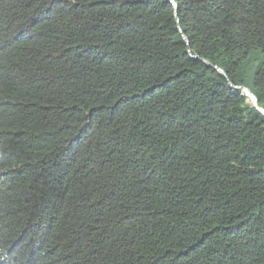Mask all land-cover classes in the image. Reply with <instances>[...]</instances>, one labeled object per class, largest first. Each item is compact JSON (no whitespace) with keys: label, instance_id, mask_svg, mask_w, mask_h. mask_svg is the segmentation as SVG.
I'll list each match as a JSON object with an SVG mask.
<instances>
[{"label":"trees","instance_id":"obj_1","mask_svg":"<svg viewBox=\"0 0 264 264\" xmlns=\"http://www.w3.org/2000/svg\"><path fill=\"white\" fill-rule=\"evenodd\" d=\"M244 88L264 0H0V264H264Z\"/></svg>","mask_w":264,"mask_h":264},{"label":"water","instance_id":"obj_2","mask_svg":"<svg viewBox=\"0 0 264 264\" xmlns=\"http://www.w3.org/2000/svg\"><path fill=\"white\" fill-rule=\"evenodd\" d=\"M185 41H186V39H185ZM219 71L222 72L220 69H219ZM244 91H245L246 94L250 97V99H251L254 103H256V98H255V96H254L253 94H251L250 92H248V90H244ZM258 110H259L262 114H264V110L259 109V108H258Z\"/></svg>","mask_w":264,"mask_h":264},{"label":"clouds","instance_id":"obj_3","mask_svg":"<svg viewBox=\"0 0 264 264\" xmlns=\"http://www.w3.org/2000/svg\"><path fill=\"white\" fill-rule=\"evenodd\" d=\"M244 90H247L246 88H244L243 89V92L246 94V92L244 91ZM249 92V91H248ZM252 94V93H251ZM247 95V94H246ZM252 101V100H251ZM257 109H258V107L256 106V103L255 104H253ZM260 109V108H259Z\"/></svg>","mask_w":264,"mask_h":264},{"label":"bare ground","instance_id":"obj_4","mask_svg":"<svg viewBox=\"0 0 264 264\" xmlns=\"http://www.w3.org/2000/svg\"><path fill=\"white\" fill-rule=\"evenodd\" d=\"M248 96V95H247ZM249 97V96H248ZM250 98V97H249ZM252 104H255L253 101H252Z\"/></svg>","mask_w":264,"mask_h":264}]
</instances>
